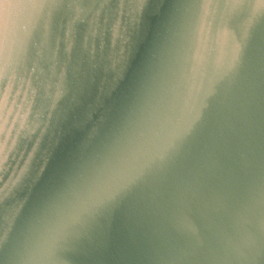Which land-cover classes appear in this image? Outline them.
I'll list each match as a JSON object with an SVG mask.
<instances>
[{
	"label": "water",
	"instance_id": "1",
	"mask_svg": "<svg viewBox=\"0 0 264 264\" xmlns=\"http://www.w3.org/2000/svg\"><path fill=\"white\" fill-rule=\"evenodd\" d=\"M0 264H264V0H0Z\"/></svg>",
	"mask_w": 264,
	"mask_h": 264
}]
</instances>
